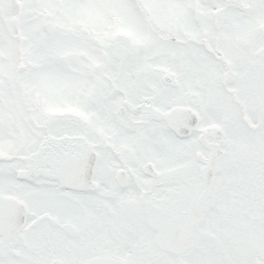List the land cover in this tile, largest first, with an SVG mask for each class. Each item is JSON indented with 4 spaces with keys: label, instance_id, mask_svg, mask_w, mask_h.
Instances as JSON below:
<instances>
[{
    "label": "snow or ice",
    "instance_id": "snow-or-ice-1",
    "mask_svg": "<svg viewBox=\"0 0 264 264\" xmlns=\"http://www.w3.org/2000/svg\"><path fill=\"white\" fill-rule=\"evenodd\" d=\"M0 264H264V0H0Z\"/></svg>",
    "mask_w": 264,
    "mask_h": 264
}]
</instances>
